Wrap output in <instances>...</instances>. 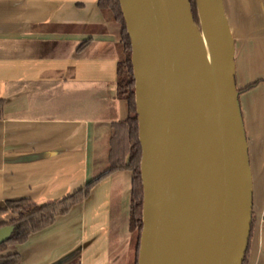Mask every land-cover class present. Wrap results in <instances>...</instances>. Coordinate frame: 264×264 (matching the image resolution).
Wrapping results in <instances>:
<instances>
[{"label":"crops","instance_id":"0c3cea01","mask_svg":"<svg viewBox=\"0 0 264 264\" xmlns=\"http://www.w3.org/2000/svg\"><path fill=\"white\" fill-rule=\"evenodd\" d=\"M98 0H0V205L57 200L108 167L120 27ZM235 84L264 80V0H223ZM120 26V24H119ZM83 43V45H82ZM252 187L245 264H264V82L239 93ZM132 173L110 172L88 195L15 246L20 264H134Z\"/></svg>","mask_w":264,"mask_h":264},{"label":"water","instance_id":"95a60500","mask_svg":"<svg viewBox=\"0 0 264 264\" xmlns=\"http://www.w3.org/2000/svg\"><path fill=\"white\" fill-rule=\"evenodd\" d=\"M118 0L130 41L141 229L136 264H242L251 174L223 0ZM11 225L0 227V243Z\"/></svg>","mask_w":264,"mask_h":264},{"label":"trees","instance_id":"16d2710c","mask_svg":"<svg viewBox=\"0 0 264 264\" xmlns=\"http://www.w3.org/2000/svg\"><path fill=\"white\" fill-rule=\"evenodd\" d=\"M190 4L194 20L198 23L195 1L190 0ZM97 5L100 9L107 12L112 20L120 24L118 47L121 57L117 62V89L118 94L126 101L131 115L122 121L114 122L110 127L107 155L108 167L104 172L87 180L83 185L57 200L37 203L31 198L20 197L16 199H5L2 202L0 205V215L10 212L13 216L0 221V227L4 225L12 226V231L7 240L0 243V264H20L18 251L15 248L13 251H8L9 247L24 242L30 233L50 225L56 216L65 214L73 204L82 201L88 195L90 188L95 182L110 172L119 169H127L132 173L129 227L131 230H136L138 235L134 262L136 264L142 217V186L139 171L140 146L137 138L133 76L130 62V41L125 29L118 0H98ZM262 81L264 82V80H254L243 87L237 88V90L239 93L244 92ZM2 106L3 100L0 99V114ZM252 224L253 219L251 218V227ZM246 255L247 249L242 264H245Z\"/></svg>","mask_w":264,"mask_h":264},{"label":"rangeland","instance_id":"374dc122","mask_svg":"<svg viewBox=\"0 0 264 264\" xmlns=\"http://www.w3.org/2000/svg\"><path fill=\"white\" fill-rule=\"evenodd\" d=\"M114 24L116 25V27H118V28L120 27L119 24H117V23H115V22H114ZM11 216H13V214L10 213V212H7V213H5V214H2V215H0V221H1V220L8 219V218H10ZM14 248H15V246H11V247L8 248V251H13Z\"/></svg>","mask_w":264,"mask_h":264}]
</instances>
